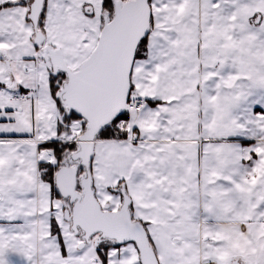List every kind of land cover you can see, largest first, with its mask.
Listing matches in <instances>:
<instances>
[{
  "label": "snow or ice",
  "instance_id": "1",
  "mask_svg": "<svg viewBox=\"0 0 264 264\" xmlns=\"http://www.w3.org/2000/svg\"><path fill=\"white\" fill-rule=\"evenodd\" d=\"M0 264H264V0H0Z\"/></svg>",
  "mask_w": 264,
  "mask_h": 264
}]
</instances>
